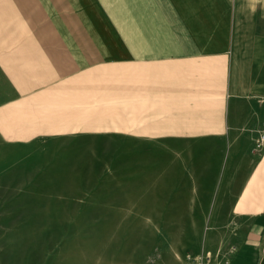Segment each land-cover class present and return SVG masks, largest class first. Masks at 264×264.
Returning <instances> with one entry per match:
<instances>
[{"label": "crops", "instance_id": "0c3cea01", "mask_svg": "<svg viewBox=\"0 0 264 264\" xmlns=\"http://www.w3.org/2000/svg\"><path fill=\"white\" fill-rule=\"evenodd\" d=\"M47 5L110 29L0 33V198L111 189L182 264H264V0Z\"/></svg>", "mask_w": 264, "mask_h": 264}, {"label": "rangeland", "instance_id": "374dc122", "mask_svg": "<svg viewBox=\"0 0 264 264\" xmlns=\"http://www.w3.org/2000/svg\"><path fill=\"white\" fill-rule=\"evenodd\" d=\"M3 1L0 33H109L96 15L92 21L79 15L67 21L56 6L57 21L49 26L47 0ZM72 6V13L80 11ZM110 172L105 167L103 177ZM95 193L93 188L80 198H0V264H182L176 245L181 231L161 229L158 207H145L143 199L131 204L112 198L111 189L103 197Z\"/></svg>", "mask_w": 264, "mask_h": 264}, {"label": "built area", "instance_id": "2783aa9c", "mask_svg": "<svg viewBox=\"0 0 264 264\" xmlns=\"http://www.w3.org/2000/svg\"><path fill=\"white\" fill-rule=\"evenodd\" d=\"M264 140V133L261 134L259 141ZM189 264H211L207 256H195Z\"/></svg>", "mask_w": 264, "mask_h": 264}]
</instances>
